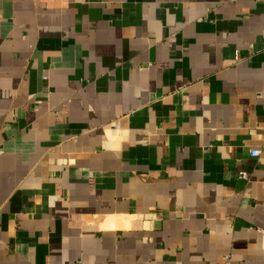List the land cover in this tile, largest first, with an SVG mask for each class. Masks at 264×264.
Here are the masks:
<instances>
[{
  "label": "crops",
  "instance_id": "1",
  "mask_svg": "<svg viewBox=\"0 0 264 264\" xmlns=\"http://www.w3.org/2000/svg\"><path fill=\"white\" fill-rule=\"evenodd\" d=\"M226 256L264 264V0H0V264Z\"/></svg>",
  "mask_w": 264,
  "mask_h": 264
},
{
  "label": "built area",
  "instance_id": "2",
  "mask_svg": "<svg viewBox=\"0 0 264 264\" xmlns=\"http://www.w3.org/2000/svg\"><path fill=\"white\" fill-rule=\"evenodd\" d=\"M238 58V56H236V59ZM251 156L252 157H257L258 156V151H251ZM239 178L242 180H246L247 179V174L245 172H239ZM228 263V256L225 257V264Z\"/></svg>",
  "mask_w": 264,
  "mask_h": 264
}]
</instances>
